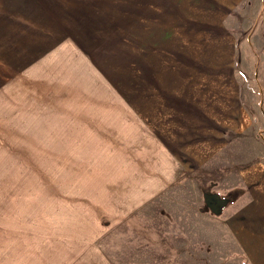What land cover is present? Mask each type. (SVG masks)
<instances>
[{
    "label": "rangeland",
    "instance_id": "374dc122",
    "mask_svg": "<svg viewBox=\"0 0 264 264\" xmlns=\"http://www.w3.org/2000/svg\"><path fill=\"white\" fill-rule=\"evenodd\" d=\"M3 50L0 120L10 92L36 119L0 127V264H251L227 220L264 168V0H0Z\"/></svg>",
    "mask_w": 264,
    "mask_h": 264
},
{
    "label": "crops",
    "instance_id": "0c3cea01",
    "mask_svg": "<svg viewBox=\"0 0 264 264\" xmlns=\"http://www.w3.org/2000/svg\"><path fill=\"white\" fill-rule=\"evenodd\" d=\"M5 42V41H4ZM5 48V46H2ZM6 50L0 52V78L4 72V65L6 61L2 59V56H5ZM232 53L230 54V56ZM216 70L220 71V66L217 64H212ZM20 74V77L16 79V83L11 89L17 91V87H21L24 83V79L22 78V70L14 71L13 74ZM27 80H30L28 78ZM1 83V80H0ZM32 85L27 88L31 92L37 94L35 90L32 89ZM37 87V84L34 85V88ZM28 92L27 95L31 96L32 93ZM9 94V97H5L4 105L6 107V117H4L0 122H5L4 124H0V127L5 126H14L11 125L13 121H17L14 115H24V121L36 119L34 113L36 112L30 107H17V105L22 104V100L18 98L20 95H16L13 93H6ZM19 101V102H18ZM238 103L239 102L238 99ZM54 101L52 102V105ZM60 106V105H58ZM240 117H244L243 107H239ZM220 110L227 111L224 107L216 110L213 109L212 111L216 113ZM58 112V114H55ZM38 113V112H37ZM226 117V116H224ZM72 116L68 114V110L63 108L61 111L59 109H50L47 114V133H46V144L48 151L51 154H54L55 149L59 151V148H55L54 145L63 143L70 145L71 137H75V133L73 132L74 129L77 131V127L75 125H70V121ZM230 121V120H229ZM235 122V121H234ZM216 123V122H215ZM231 125V124H230ZM16 126V125H15ZM20 126L23 129V122H20ZM58 137V140H55V137ZM197 144V142H196ZM212 153H216L218 151L220 145L215 147L211 146ZM188 152L190 155L196 157L197 156V148L195 149L194 146L189 145L187 147ZM54 159V156H52ZM264 163V162H263ZM167 163L163 165L161 177L162 182H167V180L172 179V171L166 170ZM243 172V171H242ZM172 175V176H171ZM171 176V177H170ZM241 180L246 184L247 188L250 190V198L248 200L249 203L244 205L240 209V211L232 216H230L227 220V227L230 233L233 235L239 247L245 252L251 264H264V168L263 167H252L251 170L248 172V169L244 173L241 174ZM231 202V201H230ZM229 202V203H230Z\"/></svg>",
    "mask_w": 264,
    "mask_h": 264
}]
</instances>
